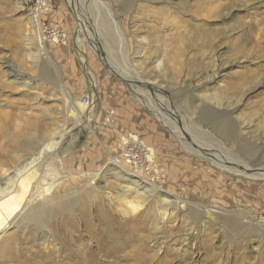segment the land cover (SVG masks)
<instances>
[{"label": "rangeland", "instance_id": "rangeland-1", "mask_svg": "<svg viewBox=\"0 0 264 264\" xmlns=\"http://www.w3.org/2000/svg\"><path fill=\"white\" fill-rule=\"evenodd\" d=\"M71 2L0 0V189L24 185L20 161L67 132L42 159L43 169L59 173L47 172L48 181H67L45 203L59 205L46 224L35 205L16 220L14 213L0 264H39L45 254L59 262L67 251L92 254L97 264H264V232L248 219L264 228V180L220 173L169 131H188L209 155L230 151L235 163L264 176V0H137L131 8L130 0ZM16 72L32 81L25 85ZM136 77L153 90L131 88ZM92 98L99 106L89 131L76 124L77 105L85 99L89 109ZM214 118L224 119L226 135L213 128ZM132 132L159 151L162 187L187 202L168 221L157 217L155 198L135 218L122 213L135 201L120 197L122 180L112 178L108 161ZM99 170L95 183L78 174ZM72 201L71 210L64 203Z\"/></svg>", "mask_w": 264, "mask_h": 264}, {"label": "bare ground", "instance_id": "bare-ground-1", "mask_svg": "<svg viewBox=\"0 0 264 264\" xmlns=\"http://www.w3.org/2000/svg\"><path fill=\"white\" fill-rule=\"evenodd\" d=\"M39 1H41L42 3L44 2V0H39ZM135 1H137V0H130V2H129L130 8H131V6H133V3ZM66 3L69 5V7H71V8L73 7V3L71 2V0H66ZM78 21H79V24H81V26H82L80 29H86V30L88 29L87 24L82 23L80 21L79 17H78ZM111 29L109 30L110 32H111ZM113 33H114V31H113ZM93 45L94 44H92L91 47H98V45H94V46ZM95 50H97V52H98L97 55H99V50L98 49H95ZM105 64H107V63H105ZM160 65H161V63H159V65L155 66V68H157V69L160 68ZM122 68L120 67L119 69H122ZM110 71L112 73H114L115 75H118V76L121 75L122 77H124L123 73H119L118 71L116 72L111 68H110ZM18 76L20 77V79L23 80L25 85H27L29 81H32V80H30V78L27 81H25V77H27V76H25V74L18 72L16 74L17 80H19ZM141 79L139 80V78L136 77V78H134V80H132V81L130 80L129 82L131 83L130 84L131 88H135L136 87L135 84H139L140 88H144V89L147 88V90L148 89L153 90L154 87L150 88L149 84H146V83L143 84L142 83L143 80H141ZM90 81H91V86L93 88H95L96 87V84L94 83L95 79H91ZM155 90H158V89H155ZM61 92H63V90ZM136 93H138V92L136 91ZM65 95L66 96L62 95L63 96V104L70 106V105H68V100H67L68 95L67 94H65ZM158 96H159V94H158ZM137 97H139V96H137ZM159 97H161V96H159ZM159 97H156V101L162 103V101L157 100V98H159ZM95 100L97 102H94V99H93L94 106H90L89 109L87 108L88 104L86 103L85 99L83 101H81L80 104L78 103V105H77V107H78V119L77 118L76 119L78 121L76 122V124L81 123L79 126L85 125V128L88 129L89 131L91 130L90 123L93 120H95L94 114L92 113V111L94 112L95 109L97 108V106H99L98 105V103H99L98 99H95ZM77 107H76V109H77ZM163 107L167 108L166 106H163ZM146 109L148 111L149 108H146ZM167 110H168V108H167ZM150 112H151V110H150ZM150 112H149V114H150ZM85 113H87V114H85ZM73 116H75V115H73ZM158 119H160L161 122H163L162 126H165V127L167 126V128H168V125L170 124V127H171V123L169 121V118L165 117L163 115V113H158ZM223 123H224L223 118H219V119L214 118L211 122V125L213 126V128L218 127V129H220L221 132L223 131L222 134L226 135L228 132L226 133V130L224 129L225 125L223 126ZM169 131L175 138H177L179 140V142L181 143V145L183 146V148L185 149L186 152H188L190 155H194V156L196 155L198 157L205 159L206 161H208L210 163V165L216 166L217 170L220 173L224 174V172H227L230 175H233L234 177H236L237 175L244 174V175H247V176H245V179L264 180V176L260 175V174H262V172H260L259 170L258 171L245 170L244 168L248 167L247 165H246V167H242L243 165H242L241 161H240V163H241L240 165H238V163H235V162H237V161H235V158L237 159V156L236 157L234 156L233 158L227 157V156L232 155V154H230V151L226 152L225 150H223V153L224 154L227 153V155L225 154L226 156H224V155L219 154L222 157H221V159H218L217 157H214L212 154L209 155L206 152L208 149L207 150L205 149L206 151L203 150L204 149L203 146H201V144L199 142H196L192 136H189L188 131L186 132L185 130H178L177 128H175L173 126H172V129H169ZM66 134H67V132H65L63 134L57 133L56 135H58V136L56 137V140H52V142H49L45 146H41V147L39 146L32 153H30V155L27 158H24V160L20 161V163H21L20 172L22 173V175L24 177H26V180H25L26 182L24 183V181H23L24 185H22V184L18 185L17 184L18 186L16 187V186H14L13 183L8 185L9 184V182H8V183H4L3 188L0 189V240L5 237V235L9 229L14 228L12 226H14L15 222L13 223L12 222L13 220L11 221L14 213L18 212L17 217H14L16 220L19 217V213L21 215L23 211L25 212L27 210H30L35 205V211L39 214L40 217H42V221L46 224V222H47L46 220L48 218L49 210L52 207V204L53 205L54 204L59 205L60 202L59 201L57 202L56 200H54V201L52 200V202H50L48 204H45V203L48 200L50 201V199L54 198L53 196H55L56 194H60L61 192H63V188L67 185L66 184L67 181L64 182L65 185H63V186H61V184H57L55 178H53V177H51V179H49V181H48L45 177L47 172L51 176H54V175L56 176L59 173H57L55 171L53 172L52 171L53 169H52L51 171L54 173V175H52L51 171H47L46 168L43 169L42 159L44 158L46 160L45 156L55 150V148L62 142V140ZM134 134H135V132H132L131 137H129L128 139L122 138V140H121L122 142L117 147V150H118L117 152L119 153L118 157L116 159H112V156L110 155V159L108 161L109 165L116 168L114 170V172L112 173V178L115 179V181L117 179L122 180V185H121L122 186L121 187L122 188V194L120 197L123 200L130 199V200L135 201V203L129 202V204L122 207V211H123L122 213L124 216L128 215L130 217H134L142 209V207L144 205L148 206L149 204H151L152 199L155 198V200L156 199L157 200L156 201L154 200L153 204H154V209H156L155 213L157 214V217L160 218L161 221H168V219L169 218L171 219L173 217V215L176 214L177 212L183 213L186 210L185 208L188 206L187 202H185L183 199L179 198L178 195H176V194L174 195V193L169 192V191L165 190L164 187H162L163 183H165L164 182L165 173L163 170L164 168L162 167L163 169H161L160 164H159V160H160L159 151L156 148H152L151 146L147 145V143L144 140H142L140 137H138L137 134H135V135ZM188 144H190V145H188ZM220 146H221V144H220ZM223 146L224 145H222V147ZM129 149H130V151H129ZM125 154H128L129 156L126 157ZM233 155H235V154H233ZM50 156H51V154H50ZM52 156L54 157V155H52ZM49 159H51V158H49ZM56 159L54 161H56ZM126 159H128V161L125 162ZM118 160H121V165L118 164ZM48 163H50V162H48ZM57 163H58V160H57V162H55V166H57L56 165ZM233 165L236 167L237 166L240 167L241 168L240 171L235 170L237 168H235V169L232 168ZM251 171L255 172L256 174H252ZM100 172H101V170H99L97 172H91V174H87V175H86V173H83V174L78 173V174H79L80 179H85L86 181H89L91 183H95L96 178L100 175ZM29 174L35 175L34 180H33V178L30 179L28 177ZM18 178H19V176H18ZM75 179H78V178H75ZM33 184H35L34 185L35 192L33 195H30L28 193L27 188ZM21 201H22V204L24 203V205L22 207H19V205H20L19 203ZM71 203H73V201L67 202V203L65 202L64 204L67 205V208L69 207V209H71V208H73ZM64 207H66V206H64ZM213 215L214 214H212L210 212V215L206 217V221L211 222L212 220H214ZM248 219H249V225L251 227L255 226V228L257 229V232H260V233H262V231L264 232V228L261 226V224L259 222H257V220L255 219V216L250 215L248 217ZM155 228L159 229L158 225H156ZM76 251H78V250H76ZM157 251L159 252L160 248H158ZM54 253H56V252H54ZM57 256H58L57 259L59 262L54 261L52 259V256H50V254H47V255L45 254V255L38 257V259L40 258V260H38V263L39 264H97L95 262L94 256L92 254H88L86 257L85 256L83 257V256H80L78 254H73L71 251H67L66 255L61 256V254H59ZM29 264H31V262Z\"/></svg>", "mask_w": 264, "mask_h": 264}]
</instances>
